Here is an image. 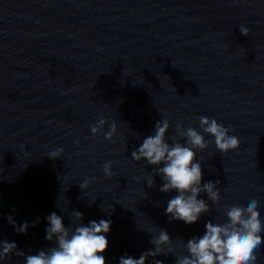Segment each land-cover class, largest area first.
Here are the masks:
<instances>
[{"label":"water","instance_id":"obj_1","mask_svg":"<svg viewBox=\"0 0 264 264\" xmlns=\"http://www.w3.org/2000/svg\"><path fill=\"white\" fill-rule=\"evenodd\" d=\"M201 116L230 127L238 144L223 154L213 141L197 153L202 183L218 182L221 195L216 204L201 194L210 211L186 225L165 214L175 191L161 192L154 166L132 152L157 121L168 119L171 138L178 123L202 131ZM251 198L264 216V0H0V242L36 254L55 246L45 217L56 212L69 226L80 211L85 225L113 222L106 264L154 251L159 229L180 256L227 203ZM8 217L27 221V232ZM256 256L264 264V244ZM176 259L161 254L146 264Z\"/></svg>","mask_w":264,"mask_h":264},{"label":"clouds","instance_id":"obj_2","mask_svg":"<svg viewBox=\"0 0 264 264\" xmlns=\"http://www.w3.org/2000/svg\"><path fill=\"white\" fill-rule=\"evenodd\" d=\"M239 29L243 35L248 31L243 26ZM105 124V119L101 118L92 125L90 131L93 136ZM109 128L105 138L111 140L117 131V124L113 122ZM199 128L202 131L192 127L184 128L178 123L176 135L169 138L167 134L170 123L163 118L156 122L153 134L145 137L132 152V159L154 166V174L159 175L163 181L161 192L175 191L176 195L167 202L165 214L170 221H182L186 225L197 223L210 211L207 201L199 198L201 194H206L208 200L216 204H219L221 195L218 182L202 183L203 173L197 153L206 150L213 141L217 151L223 154L233 151L238 144V138L231 134L230 127L216 119L199 117ZM205 135L213 139L206 140ZM62 151V148L56 149L48 156L58 158ZM112 163L111 160L104 163L102 171L106 175H111ZM88 183V180H84L80 184L81 189L86 190ZM147 185L149 188L153 187V175L147 180ZM260 207V201L256 198L244 203H227L222 209L221 218L205 223L202 236L183 243L186 253L180 256L175 254L173 239L168 232L159 229L151 241L155 245L154 251L142 253L138 259L125 255L120 258L119 264H146L149 256L161 254L174 255L177 258L176 264H256V252L264 244V216L261 215ZM71 218L72 225L65 226L62 216L56 212L45 217V239L54 241L55 246L36 254L25 255L16 251L15 242H0V264L12 254L22 256L24 264H106L104 253L109 247L108 235L112 220H92L85 225L80 211H74ZM8 220L18 234L27 232V221L17 225L12 217H8ZM156 261L157 264H163L161 260Z\"/></svg>","mask_w":264,"mask_h":264}]
</instances>
